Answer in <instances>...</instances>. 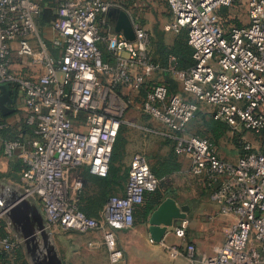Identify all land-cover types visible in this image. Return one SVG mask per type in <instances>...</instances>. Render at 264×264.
<instances>
[{
  "label": "built area",
  "instance_id": "2783aa9c",
  "mask_svg": "<svg viewBox=\"0 0 264 264\" xmlns=\"http://www.w3.org/2000/svg\"><path fill=\"white\" fill-rule=\"evenodd\" d=\"M42 1L0 0V83L15 88L22 105L21 122L13 126L0 111L2 153L25 165L20 190L41 212L46 230L101 232L110 263L118 264L123 254L115 232L133 227L135 208L159 181L146 157L134 155L124 194L110 196L96 219L79 209L81 170L98 177L108 174L112 146L130 103L122 90L139 91L162 70L151 61L150 37L141 25L132 21L134 41L114 31L108 14L121 8L106 0H61L50 40L59 57L48 56L40 38L36 53L30 40L38 36L35 20ZM166 2L170 20L162 30H186L194 64L179 71L170 56L165 71L179 81L180 89L149 87L142 110L167 129L174 153L190 160L192 175L210 189L219 214L233 218L221 249L203 264H264V155L247 145L230 162L220 158L208 139L186 133L201 106L233 130L264 131V0H248V24L227 29L216 11L233 0ZM14 53L40 64L42 73H12ZM24 126L32 130L31 138ZM7 130L13 139L2 137ZM185 224L175 228L177 238L184 237ZM16 242L22 243L5 237L0 246L8 253ZM193 253L188 246L186 257Z\"/></svg>",
  "mask_w": 264,
  "mask_h": 264
},
{
  "label": "rangeland",
  "instance_id": "374dc122",
  "mask_svg": "<svg viewBox=\"0 0 264 264\" xmlns=\"http://www.w3.org/2000/svg\"><path fill=\"white\" fill-rule=\"evenodd\" d=\"M61 0H51L50 6L54 7L56 12L57 6ZM120 4V8L128 10V15L131 21L138 23L142 28L147 31L149 37L156 40L162 38L166 45H171L177 34L164 33L163 27L169 21L166 7L158 6L157 0H107ZM247 4L248 0H233L230 6H228L227 19H222L224 28L227 29L229 25L243 26L248 24L247 16ZM122 6V7H121ZM37 27V25H36ZM38 36L33 38L34 51L40 52L38 45V38H40L46 45V37L37 27ZM153 56V55H152ZM168 78L172 80V83L166 81L165 73L163 71L155 73L149 83L143 89L139 91H126L122 90L123 94L127 96L130 103L123 115L122 124L127 127V149L129 152V158H125V165L128 168L131 159L136 154H142L149 161L150 157L155 155H165L170 148H172L171 140L166 136L167 129L159 122L154 120L151 116L144 113L142 110V102L147 92V89L155 84H168L176 87V91L180 89L179 81L173 76V74H167ZM167 82V83H166ZM200 113L196 114L191 122L190 132L196 134H205V130L202 126L201 119H207V113L209 109L204 106L200 107ZM21 120V115L14 112L10 116V123L13 125L18 124ZM208 137V136H206ZM252 146L254 149H259V138L256 134L244 130L243 128L231 129L229 132L219 141L215 142V147L220 158L234 162L239 156L240 151L245 146ZM17 158L12 157L7 159L3 154L0 157V173L7 177L0 178L2 181L11 186L19 194L20 190V178L21 173L11 174L10 164L16 162ZM84 169L81 170V176L83 177ZM126 184V183H125ZM83 186V183H82ZM82 191V190H81ZM117 195V194H114ZM33 203V202H31ZM34 204V203H33ZM5 222V230L10 235L9 237H17L20 239V233L15 232L12 225L8 224V219L1 216L0 221ZM135 224V223H134ZM50 243L54 248L58 258L62 264H111L109 261V251L104 245L101 232H93L81 234L77 232H55L50 237ZM118 248L123 246L117 242ZM27 261L30 262V255L23 245ZM12 251L8 252L10 255ZM122 262L118 264H125Z\"/></svg>",
  "mask_w": 264,
  "mask_h": 264
},
{
  "label": "trees",
  "instance_id": "16d2710c",
  "mask_svg": "<svg viewBox=\"0 0 264 264\" xmlns=\"http://www.w3.org/2000/svg\"><path fill=\"white\" fill-rule=\"evenodd\" d=\"M51 0H43L41 3V12L36 18L35 22L37 27L41 30L43 27L51 26L56 19V12L53 6H50ZM217 15L222 19H227L228 8L220 7L216 11ZM225 24V23H224ZM240 26V25H238ZM99 48L102 52V57L104 61H108L110 58L104 45L100 44ZM150 56L151 61L159 67L165 73L166 81L172 83L167 76L169 74L166 70L168 66L169 57L172 56L176 60V69L179 71H185L193 66L194 62L192 59V49L187 42V32L182 29L177 33V37L174 39L171 45H166L162 38L154 40L152 37L150 39ZM153 55V56H152ZM166 82V83H167ZM149 81L146 83V85ZM173 84V83H172ZM145 85V87H146ZM171 92H176V87L173 85H168ZM143 89V88H142ZM149 89V88H148ZM201 111L198 110L196 114ZM11 116V115H9ZM6 116L3 118H8ZM193 116V118H194ZM207 119H201L202 126L205 130V134H196L190 132V126L193 118L190 120L186 127V133L192 136H198L200 138L208 139L215 146V142L222 139L230 130V127L221 121H216L213 119L211 114L207 113ZM27 138L32 137V130L24 126ZM127 127L121 125L112 146L111 156L108 166V174L105 177H98L91 175L87 169H84L82 177V191L79 197V209L86 216L91 218H98L104 204L107 199L112 196V191L122 188V186L127 181L128 168L125 165L126 158V139ZM259 138V149L258 152L264 155V131L256 134ZM2 137L5 139H13L15 137L11 130L4 131ZM171 140V139H170ZM172 148L165 155H155L150 157L148 162L150 171L154 177L159 181L158 188L154 192L146 193L143 197L142 204L138 205L134 211V223L144 222L149 213L156 207L165 196H170L171 189L168 185V180L180 169V163L178 161V156L174 153L173 144L171 140ZM3 143L0 140V157L2 156ZM243 154V148L239 155ZM11 174H18L25 168V165L21 160H16V162L10 164ZM7 177L0 173V178ZM92 183L97 186L96 192H90L87 183ZM163 192V193H162ZM5 222L0 221V239L9 237L10 235L5 230ZM12 241H17V237H9ZM12 253L9 255L7 252L3 251L0 246V264H29L27 261L26 253L22 243L16 242L14 248L11 250Z\"/></svg>",
  "mask_w": 264,
  "mask_h": 264
},
{
  "label": "crops",
  "instance_id": "0c3cea01",
  "mask_svg": "<svg viewBox=\"0 0 264 264\" xmlns=\"http://www.w3.org/2000/svg\"><path fill=\"white\" fill-rule=\"evenodd\" d=\"M108 2L115 3L112 1ZM156 3L158 6L164 5L166 7L168 19L170 20L166 0H157ZM115 4L120 6L118 3ZM122 10L124 9L122 8ZM124 11L130 15L128 10L125 9ZM116 20V12L108 14V22L110 24L114 25ZM40 31L49 36L46 37L45 45L47 55L52 58H58L59 51L54 49L50 42L53 37L51 26L43 27ZM30 44L34 47L32 39L30 40ZM35 59H38V54ZM11 71L19 75L37 76L42 73V67L40 64L32 63L31 58L18 57L14 53L12 56ZM13 108L16 109L15 112L18 110L19 113L22 105H19L17 101V104ZM10 115L12 116V114ZM8 118L10 119V116ZM126 157L129 158L127 145ZM178 161L180 163L179 171L168 180L172 195L165 196L164 198H172L177 206H187L189 210L186 220L175 222L173 227L168 229L161 243H154L150 240L147 219L144 222L135 223L131 229L116 231L115 238L123 246V249L121 248L124 258L123 263L203 264L206 259L215 256L221 249L225 232L231 225L233 218L219 214L217 205L210 198V189L204 184L201 178L192 175L190 160L185 156H178ZM87 186L90 192L97 191L95 184L89 182ZM124 189L125 184L122 188L112 191V195L117 194L118 196H122ZM183 222L186 224L184 237L181 239L175 236L174 230L181 226ZM163 245L168 246L170 249L165 248ZM190 245L193 246L194 253L192 258L188 259L186 257V248Z\"/></svg>",
  "mask_w": 264,
  "mask_h": 264
},
{
  "label": "water",
  "instance_id": "95a60500",
  "mask_svg": "<svg viewBox=\"0 0 264 264\" xmlns=\"http://www.w3.org/2000/svg\"><path fill=\"white\" fill-rule=\"evenodd\" d=\"M117 13L114 31L121 33L128 41H134L132 21L122 9ZM109 13V14H110ZM17 104V91L7 83H0V111L4 117L13 114ZM187 206H177L172 198H164L147 217L150 240L161 243L168 229L175 222L186 220ZM0 215L6 217L26 247L31 264H62L50 243L52 233L46 230L41 212L35 204L24 198L0 179Z\"/></svg>",
  "mask_w": 264,
  "mask_h": 264
}]
</instances>
